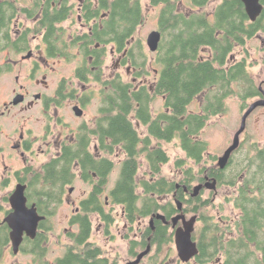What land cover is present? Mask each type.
<instances>
[{
    "label": "trees",
    "instance_id": "1",
    "mask_svg": "<svg viewBox=\"0 0 264 264\" xmlns=\"http://www.w3.org/2000/svg\"><path fill=\"white\" fill-rule=\"evenodd\" d=\"M149 1L153 5H163L158 28L162 33V40L155 60H149L141 40H137L133 45L128 43L138 26L143 23L146 11L143 0H102L99 9H94L93 2L89 0L86 6L88 19L98 15L101 9L109 12V18L103 21V29L97 25L92 35L76 37L72 42L74 46L83 38H90L92 42L97 40L103 44L118 42L121 50L128 49V58L132 61V66L138 69L135 75L150 73V65L160 69L153 93L147 85L135 90L134 83L117 80L107 82L110 88L107 93L106 131L114 142L123 144L125 152L120 176L110 192L111 199L114 203L124 206L126 217L131 222L137 216L146 218L158 213L164 214L167 220H170L180 212L177 201L183 204L182 211L186 215H197L201 227L196 228L194 237L199 253L194 263L179 259L177 264H213L218 257H221L224 264H264V147L256 148L257 153L251 158L249 152L240 157L235 155L225 170L217 169L220 174L206 165L197 171L193 165L206 161L209 142L203 139L201 134L212 116L227 111V98L238 95L245 108L247 99L262 96V89L250 74L248 49L245 50L247 54L238 60L231 57L239 47L246 45L247 40L260 33L264 35V9L253 21L247 14L242 0H218V4L211 11H207L205 7L215 0H192L194 8L189 11L180 10V0ZM20 2L21 0H0V48L8 46L15 51H22L28 45L26 35L19 37L12 45L7 27L8 17L13 11L15 13ZM262 2L264 4V0ZM55 3L57 6L51 9V2H47L43 15L36 24V31L46 29L45 39L49 43L51 54L58 51V54L71 59V39L64 35L62 27L55 26V22H60L70 14L67 7L69 0H55ZM24 12L34 17L38 11L36 6H33L26 7ZM92 53L87 49L85 55ZM92 64L100 65V57L94 59ZM202 93L205 95L201 110L189 111L191 103ZM157 95L164 96L166 110L154 117L151 102ZM132 115L148 126L145 137L136 129ZM177 137L187 155L177 161V166L182 167L184 173V177L178 181L159 177L162 166L169 162L170 155L160 145H154V139L173 141ZM84 146L81 140L80 148L71 153V146L67 145L60 158L47 165L45 177L32 179L29 190L32 197L39 199L41 210L47 206L53 207V204L56 208L63 202L66 186L75 181V177L71 176V158L78 156L79 152L87 155ZM107 150L111 152L113 149ZM142 152L146 153L154 177L142 180L144 193L140 195L137 192V174L140 168L139 155ZM211 158L215 160L216 156ZM190 162L192 165L188 164ZM104 167L103 177L98 180L91 198L84 202L86 209L90 205H99L96 198L104 184L109 182L108 175L114 168V162L107 159ZM83 169L86 175L90 169L99 172L97 166L90 164H84ZM206 172L217 177L233 178L229 179L228 183L236 182L245 172L246 180L252 181L253 187H249L248 181L245 180L233 197L239 213L232 226L223 227L218 223L216 215L208 214L211 200L204 196L203 191L197 196L188 195L183 186H180L181 189L173 195L177 182L191 190L196 182L206 181ZM27 178L29 177H25ZM89 178L92 177H84ZM32 190L40 191V194ZM80 217L84 216L80 215L78 219ZM81 220L82 229L76 236L80 249L74 253L71 243L66 244L67 250L63 257L58 258L56 264H109L107 258L100 257L97 248H91L86 243L90 221L86 217ZM148 230L152 249L153 246L157 247L156 255L149 263L166 264L169 258H156L162 247L174 240L171 224L155 219L154 231L151 227ZM39 238L32 248L36 254H44V235ZM4 241L5 238L1 237L0 251ZM133 244L134 247L145 248L147 241H134ZM41 264H46L44 258Z\"/></svg>",
    "mask_w": 264,
    "mask_h": 264
},
{
    "label": "flooded vegetation",
    "instance_id": "2",
    "mask_svg": "<svg viewBox=\"0 0 264 264\" xmlns=\"http://www.w3.org/2000/svg\"><path fill=\"white\" fill-rule=\"evenodd\" d=\"M3 1L5 0H2V2ZM48 1L51 2V9L57 6L55 0H21L19 5L17 6V9L15 10V13L13 11V13L8 17L9 21L7 27L9 28L12 45L19 37L23 35L27 36L28 45L24 48V50L20 51V53L22 54V58L20 60H14L13 62L11 60H7L3 64H1L0 72H14L15 66H18L21 63L23 64L26 61H31L32 63L29 69L28 77L31 81H34V84L37 85L39 89L37 91H33L32 88H30L28 85L19 83V87L14 88L13 93L9 95L7 99L0 101V120L4 117L9 116L14 111L30 113L28 116H23L22 126L18 129L7 132L2 126H0V166H4V168L6 167L7 172H9L8 166L10 165V163H22V167L10 171V176L14 177V179L16 180V186L8 195H4L0 198V238H5V241L3 242V244H1L0 264H7L6 261L12 254L13 257L19 254H24L26 257H29V259H27L26 262H12L11 264H41L42 258L45 259L46 264H56L58 258L63 257L60 256L48 258L50 249L49 242L51 239L52 231L54 229L52 220L56 215L58 206H56L55 208V204H53V207L47 206L46 209L41 210L38 202L39 199L31 196L29 185L34 177L46 176L47 165L59 159L60 156L64 153L67 145L71 146V153H74L75 150H78L80 148L81 140L85 144L84 149L87 150V155H89V158H87V155H85L83 152H79L78 156H75L73 159L71 158V176L75 177V180L77 178L83 180L90 187V190L88 192L84 191L85 194L77 200L71 199V204L74 205V211L69 219L71 226V241H69L71 243V250L74 253H77L78 249H80V245L77 241L76 236L81 232L82 229L81 219L86 217L87 220L90 221V232L86 241V243L89 244V247L97 248L100 251V257L103 259L107 258L109 264H123V259L120 254H117V259H111L108 256L107 247L100 242V239H94V236L96 235H94L95 230L99 232L98 234L104 236L106 240L110 239L111 241H114L118 237V235L121 234V236L126 238L129 243V257L124 262V264H126L129 261L135 260L140 252H142L150 244H152L151 235L149 234L148 228L151 227L152 231H154L155 219L158 218H156L154 214L146 218H140L139 216H137L136 219L131 222L126 217L124 206L112 201L110 192L115 185L111 189H108L109 182L107 184H104L103 189L96 198V200H98L99 202V205H90L89 208L86 209L84 207V202L91 198L98 180L100 179V177H103L105 169L104 162L107 159L113 161V170L116 168V165H119L120 176L121 165L125 159L123 144L114 142L113 139L107 134L105 127L108 117L107 93L110 88V85L107 84V82L111 80H117L119 82L126 81L134 83L135 90L147 85L151 93H153V91L155 90L154 85L160 75V69L155 68L154 73L156 75V78L153 82L149 83L148 74H150L151 72L144 73L142 76L135 75V72L138 71V69L132 66V61L128 58V49L124 51L121 50V46H119L118 42L103 44L97 40L92 42L90 38H83L77 41L76 46L72 45V42L76 37H85L88 35H92L97 25L100 27V29H103V21L109 18V12L101 9L99 10L98 15L94 16L91 19H88L86 15V6L89 4V0H69V4L67 7L68 10H70V14L67 17L65 16L64 18H62L60 22H55V26L62 27L64 29V35L67 36L69 40L71 39V59L58 54V51H55V54H51L49 43L45 39L46 29L36 31V24H38L39 20L41 19V16L44 12L43 8L45 9V5ZM91 1L95 6L94 9H99L102 0ZM33 6H36L38 12L34 17H30L27 13L24 12V9L26 7L32 8ZM70 21L71 29H68V26L66 27L65 24L68 22L70 23ZM75 26H77L76 29L74 28ZM134 38L135 35L132 36L128 43L133 45L136 42L133 41ZM36 39L41 41L39 45H34V41ZM7 48L11 47L7 46ZM87 49H90L93 53L86 56L85 54ZM204 52H206L205 49ZM153 53L156 54L157 51ZM98 57H100L101 59V64L93 65V60ZM57 58H65L68 61H71V80L62 78L58 86H54L51 83L50 76L54 74V70L57 64ZM109 58H112L114 60L112 63V67H110L107 63ZM231 58L237 60L239 59V57L235 55H233ZM49 59H54V61L51 63ZM43 63H45V65ZM123 68L127 69L128 74H134L131 81H127L125 79V75L122 71ZM39 74H41V77L37 76ZM16 80L19 82V75L16 77ZM95 86H98V88H96ZM18 95H22L23 98L22 100H20V102L15 103V98ZM262 96H258V98ZM162 97L164 99V96ZM152 102L151 111L154 117H156L159 113L155 114L153 112ZM67 106L71 111V123L65 121L63 115L60 114L62 110ZM33 119H37L38 121L43 122V135L34 136L33 127H27L25 125L26 122H31ZM132 119L140 135L142 137H145L147 135L148 126L135 119L133 115ZM139 127H145V136L141 134ZM155 140L156 139H154V141ZM242 141L243 140H241V145L243 143ZM107 149L113 150L109 152ZM238 149L232 154L230 162L233 161L235 154L240 150ZM248 152L249 158L255 156L257 153L256 150H249ZM40 155L45 156V161L41 164V168H37L33 164ZM114 156L119 160L118 163L115 162V159L113 158ZM141 156L143 157L142 161H145L147 163L148 173L145 177L140 179L138 176L141 169ZM146 157V153L144 152L139 155L140 168L137 174V181L139 184L137 192L139 193L140 187L143 189V192L139 193L140 195L144 193V188L141 185L142 180L145 178L150 179L151 177H154L149 167V161ZM218 159L219 156L214 160L215 164L213 166L207 167L210 169H216L215 171L217 172V174H220L218 173L217 169L225 170L228 167L229 163L225 168H219V166L217 165ZM84 164L97 166L99 172L95 169H90L88 170V173L86 175L83 169ZM113 170L110 172L108 177L111 176ZM245 172H247V170ZM245 172L242 177H238L237 181L234 183H228L229 179H233L231 177H217L216 175H210L208 172H206L204 174V177H212L214 180L216 179L217 184L213 190L203 187L200 192L203 191L205 193L207 191H212L214 195H218L220 193V189H222L223 187L228 188L230 191L233 190V193L229 196L228 200L229 203L233 204L232 208L233 211H235V203L233 197L246 180ZM25 177L29 178L25 179ZM84 177L92 178L84 179ZM180 177H184V173ZM246 182L249 187H253L252 181L246 180ZM19 183H23L27 186L25 194L27 196L28 208H32L35 205L39 215L44 216V218L39 222L35 237H31L27 234L26 231L24 232L22 242L19 245V250L18 252H15L13 240L11 237L12 228L10 227L6 219L10 214L14 212L10 198L11 195L15 192ZM197 184H203V182H196L194 186ZM180 186H183L186 194L192 195L194 186L191 190H189L185 187V185H181L180 182H177L176 191L173 195H175L177 191L181 189ZM74 189L75 187H71L70 192L73 193ZM33 192L40 194V191ZM117 207H121V210H117ZM222 208L223 206L221 205L220 207H218L217 212L219 214H221ZM177 214H179V212L175 215ZM80 215L84 217H80V219H78ZM153 217L154 219L152 222L151 219ZM95 218L96 220H94ZM148 218L149 220H147ZM187 218L189 217L187 216ZM217 219L218 223H220L223 227L232 226V222L234 221L233 217H224L223 215H218ZM120 220L122 222L124 221V229L126 230L125 234H122V228L119 226ZM169 221H171V219ZM197 223L198 221L196 222V224ZM95 224L97 225V227L95 226ZM169 224H171L172 229L175 230V228L172 226V223ZM181 225L182 220L179 221L176 227H179ZM42 234L44 235L43 243L46 250L44 254H36L32 246H34V244L38 242V240L40 239L39 237ZM144 240L147 241V246L145 248H141L138 246L134 247V241L139 242ZM66 244H68V242L65 243V245ZM66 250L67 246L64 253L66 252ZM152 251L153 249L143 258L141 263H143L145 259L149 258ZM195 257L192 258L190 262L194 263ZM213 264H224V262L221 260V257H218L213 262Z\"/></svg>",
    "mask_w": 264,
    "mask_h": 264
},
{
    "label": "rangeland",
    "instance_id": "3",
    "mask_svg": "<svg viewBox=\"0 0 264 264\" xmlns=\"http://www.w3.org/2000/svg\"><path fill=\"white\" fill-rule=\"evenodd\" d=\"M218 0L213 1L209 6L205 7L207 11H211L212 8L218 4ZM145 6V17L143 23L139 26L138 31L135 34V38L133 41L141 40L144 45L145 53L149 56V60H154L155 53H153L147 44V38L151 31L158 30L159 28V18L160 12L163 8L162 4L153 5L149 0H143ZM178 6L180 10L189 11L190 9L194 8L192 0H180L178 2ZM65 26L68 29H71V21L70 23H66ZM77 26L74 28L76 29ZM40 40L36 39L34 41V45L40 44ZM264 35L260 33L257 37L253 39L247 40V43L244 47H239L234 55L242 58L247 53L245 52L248 49V63H250V74L255 79V82L258 86L264 89ZM40 48V47H39ZM22 58V54L20 51H15L12 48H0V66L7 60H20ZM56 68L54 70V74L50 76L51 83L54 86H58L60 80L62 78H67L71 80V61H68L65 58H57ZM43 61V60H42ZM52 63L54 59H49ZM113 59H108V65L112 67ZM31 61H26L22 65L15 66L14 72L7 73L6 71L0 72V101H3L8 98L14 91V88L19 87V83H24L32 88L33 91H37L39 87L34 84V81H31L28 77L29 69L31 67ZM45 65V63H43ZM158 67V66H157ZM155 65H150L149 70V83L153 82L156 78L154 73ZM123 73L125 75V79L127 81H131L133 79V75L128 74L127 69L123 68ZM108 73V70H107ZM20 76L19 82L16 80L17 76ZM146 75V74H145ZM41 77V74L37 75ZM98 88V86H95ZM205 94V93H204ZM204 94L198 95L194 101L189 106V111H200L202 108V103L204 99ZM258 97H253L247 99V106L243 108V101L238 95H231L227 98V111L223 114H219L216 116H212L211 119L208 121L207 126L202 131L201 137L209 142V148L206 152V161L202 164L196 165L195 169L199 171L203 166H213L215 161L211 158V156H220L222 155L225 150L232 144L234 139L235 133L240 127L241 119L244 113V110L251 104L253 101L257 100ZM152 110L155 114H158L164 110H166L164 105V99L162 96H155L154 101L152 102ZM30 113L28 112H20L14 111L9 116L4 117L0 120V126L4 128L5 131L11 132L15 129H18L22 126V118L23 116H28ZM63 115L65 121L71 123V111L70 108L65 107L62 112L60 113ZM27 127H33V134L34 136L43 135V122L38 121L37 119H33L31 122L28 121L25 123ZM139 130L143 136H145V127H139ZM144 131V132H143ZM143 132V133H142ZM241 140H243L241 147L238 149L235 155L243 156L245 153H248L249 150H256V148L264 147V107L257 108L247 120V127L245 132L241 135ZM155 145H160L163 147L168 154L170 155V160L168 163L162 166V171L160 177H167L169 179H173L178 181L181 175H183L182 167L177 166V161L179 159H184L187 157L186 153L181 147L180 139L177 137L173 141H154ZM251 147V148H250ZM115 162L118 163L119 160L114 156ZM142 156L140 157L141 161V169L139 172V178H143L148 173V166L145 161H142ZM45 161V156L40 155L35 161L34 166L37 168H41V164ZM192 162L188 163L189 165ZM22 163L14 162L10 163L9 172H7L6 167L0 166V198L4 195H8L13 188L16 186V180L14 177L10 176L11 170H16L21 166ZM184 167H188V165H184ZM119 165H116V168L111 173L109 177L108 189H111L119 176ZM150 177V176H149ZM71 187H75L74 192L71 193ZM90 187L80 178H77L75 182L71 185L68 184L66 186V191L63 195L64 201L58 206L57 212L55 217L53 218V225L54 229L52 231L51 239L49 242V254L48 258L60 257L63 256L65 253V248L67 245L65 243H70L71 237L69 235L71 231V226L69 219L71 214L74 211V205L71 204V199H79L82 197L85 192H88ZM85 191V192H84ZM143 189L139 188V193H142ZM233 190L230 191L228 188L220 189V193L218 195H214L212 191H207L204 193V196L211 200V206L208 210L209 215H223L224 217H233L235 218L239 213V209L235 206V211H233V204L229 203V196L232 195ZM223 206L221 209V214H219L218 207ZM117 210H121V207H117ZM189 218L193 215H187ZM96 220V218L94 219ZM149 220V218L147 219ZM149 222V221H148ZM196 228L199 229L201 227V223L196 224ZM97 227V225L95 224ZM119 226L122 228V234H125L126 230L124 229V221H119ZM99 232L95 230L94 232V239H100V242L105 245L108 249L107 253L111 259H117V254H120L123 259V264L129 257L128 248L129 243L126 238L123 236L118 235V237L111 241L106 240L104 236L98 234ZM156 246H153V251L150 254L149 258L145 259L141 264H151L149 263L152 260V257L156 255ZM12 256V257H11ZM165 257V258H164ZM166 260L168 259L166 264H177L179 260L178 250L175 244V240H173L169 244H165L161 251L159 252L156 260ZM7 259V258H6ZM29 257H26L24 254H19L13 257V254L9 256L7 259V264H11L12 262H26Z\"/></svg>",
    "mask_w": 264,
    "mask_h": 264
},
{
    "label": "water",
    "instance_id": "4",
    "mask_svg": "<svg viewBox=\"0 0 264 264\" xmlns=\"http://www.w3.org/2000/svg\"><path fill=\"white\" fill-rule=\"evenodd\" d=\"M245 5V9L250 19L255 21L262 13L264 4L262 0H242ZM162 40V33L160 30H153L150 32L147 38V44L152 52L158 50L160 42ZM262 97L253 101L246 110H244L241 124L237 132L235 133L232 144L225 150V152L219 156L217 165L219 168H225L230 162L232 154L241 145V135L245 132L247 127L248 117L259 107H264V89L262 90ZM23 96L18 95L15 98V103L20 102ZM217 180L212 177H206V182L203 184H197L193 189V196H197L203 187L213 190L216 187ZM26 185L19 183L15 192L11 195L10 201L14 212L7 217V222L12 228L11 237L14 244L15 252H18L19 245L22 242L23 234L26 231L31 237H35L37 227L41 219L44 216H40L35 205L32 208L27 206V196L25 194ZM73 189V188H72ZM71 191V189H70ZM179 214L171 218V221L167 220L166 216L162 213L155 214L158 219L164 220L165 223H172L174 230V240L178 250L179 259L183 262H188L199 253L198 243L194 239V231L196 228L197 215L187 218L186 214L182 211L183 204L177 201ZM154 217L151 219L153 222ZM182 220V225L176 227L179 221ZM152 250L150 244L145 250L139 253L137 258L133 261H129L126 264H140L143 258L149 254Z\"/></svg>",
    "mask_w": 264,
    "mask_h": 264
}]
</instances>
